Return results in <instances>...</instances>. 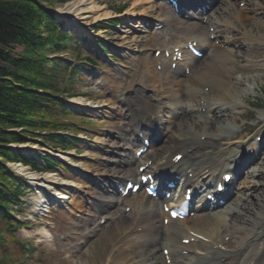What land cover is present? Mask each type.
<instances>
[{
	"label": "bare ground",
	"instance_id": "obj_1",
	"mask_svg": "<svg viewBox=\"0 0 264 264\" xmlns=\"http://www.w3.org/2000/svg\"><path fill=\"white\" fill-rule=\"evenodd\" d=\"M239 2L245 3L243 9L235 8L232 4H228L227 6H223L217 10H214L206 19L207 22L212 24V27H219L218 29H220V32L218 35L221 39H219L218 42L221 43L223 40H232L236 37H233L231 34L234 33V35H236L240 33L239 35L243 36V42L241 45L251 46L254 43L264 45V34L258 31V27L262 26L264 28V22L262 21L264 19V8L254 0H241ZM150 9V7L147 8V13ZM218 11L219 13L225 15L223 19L217 16ZM253 13L260 14L261 20L254 19L252 17ZM163 21H165V19L157 22L156 24H160ZM166 21H168V19H166ZM179 30L181 31L183 29ZM255 30L256 33H253ZM205 31V27H199V32L202 34L203 39H201L198 35L193 37L188 32L178 34L184 37L182 38L183 40L189 39L195 40L196 42L199 41L202 43V45L205 43L209 44L211 51L207 58V64L202 69H199L200 66L197 65L196 60H194L190 64L186 65L191 69V72L187 76H181L179 70L171 72V78L165 84V92L159 93V109H157L156 105L153 104L154 101L152 99L154 96L152 95L147 97L140 95L137 98H133L132 96V99H125V102H127L132 107L138 108L139 106L145 105L148 108V112H153L158 116L156 121V129L158 136L162 135L163 139L160 144H155V155L157 156V159L154 160V166H156V164L157 167L165 166L168 163L167 160L170 159V157L176 151L187 149L189 146H197L196 150L194 151L195 155H200L199 157H201L203 160H192L193 155H191L188 157L187 163L191 164L194 162L195 164L193 165L195 166L210 164L209 166L211 168L209 172L214 171L212 166L216 165L217 162H225L227 156L229 158L236 157V155L240 157L242 156L241 153L236 151V154L227 152L226 154H220L216 158L212 156L205 158V154L208 152L207 149H211L209 144H212L210 143L212 140L209 141L208 138L212 137L220 140L221 137H228L229 134L234 132L232 129L234 127L231 128L229 126V122H233L232 124L235 123L232 120L231 113L232 111L240 108L242 104L241 101L244 99V94L253 90L258 82V79L257 77L248 78L247 76L244 77L242 74L240 75L238 71L241 66L238 64V61H240L238 57H242L241 52L235 53L238 56L237 59H235L230 50L228 53L224 50L218 51V49L213 44L205 41L207 39L206 33H204ZM177 44L178 41L175 39L174 45H172V47H176ZM233 45H239V41H237V43L234 42ZM213 47L215 48L212 50ZM202 48L204 49L203 46ZM170 53L172 55L174 52ZM246 61L247 59L243 58V62ZM164 71H167L166 66L164 67ZM150 84L148 85L149 88H151ZM185 85H188L187 88H184ZM180 86H182V88H180ZM204 88L207 89V94L204 93ZM154 90L155 92H158L157 89ZM239 90H241V92ZM175 92L181 93L180 98L172 99ZM199 94L203 95L201 99L196 98ZM143 98L144 100L147 99L146 102L141 101ZM188 98H190L192 110L202 108L199 107L201 102L207 104L208 108H203L208 111L210 109L211 118H215V121L213 120L212 122L211 119L207 121L205 115H196L191 113V110L188 111L185 107L186 100ZM180 102H182V105H179ZM133 103L136 105H133ZM175 110L179 111V114L182 116L181 118L176 119L173 117L172 114ZM212 110L215 112H212ZM186 111L189 113L187 114ZM130 114L135 119L139 118V116H136L133 111L130 112ZM138 121L144 126L143 128H145V125L148 127L152 124L151 121H145L143 119H138ZM170 121H172L171 124L173 123L172 129L174 130L171 135L164 133L165 126L169 124ZM218 123L224 127L217 126L216 131H211L214 134L209 135L208 129ZM196 128H199L200 130H195ZM236 132H239V129H236ZM200 136L205 138V140L200 141ZM116 137L120 140H126L125 135L120 133L117 134ZM112 148L114 149H111V151L119 156V159L115 160L113 163L115 164L116 168L121 170L118 172L115 169L111 168L109 170L108 168L107 171L104 170L103 175L107 176V179L110 181L112 176H119V180H121L123 177H125V174L126 177L131 178L133 176V169L131 174H128L126 171H130L134 163L130 158L127 159L120 156L118 151L121 148L119 146L114 145ZM10 165L25 177L33 179L36 176L32 172H26L25 168L22 167L21 164ZM169 169L172 170L173 168L170 167ZM122 171L125 174H122ZM192 171L194 174H198L200 172V175L202 176L203 170L200 171L199 168H194ZM262 175L263 171L259 167H253L250 173H247L245 178L255 179L260 178ZM50 176L52 175L49 173L44 174V178L41 180L42 183L36 185L38 190L35 191L37 194L35 195L33 202L38 213L43 211L39 209L43 204L55 203L57 206L58 203L62 205L67 203L65 200H69V196L67 197L65 193L56 192V186L58 187L60 185H67L68 187H75L77 189L84 188L68 181H63L60 183L53 182L54 180L49 178ZM244 183H246L243 187L245 193L240 196H235V199L231 203H226L225 206L220 209L222 213L211 214L210 216L214 215V221L208 222V226L204 223V226H207L206 228H195L197 227L195 221L200 219L199 217L202 216L197 217L194 215L192 218L193 220L190 219L188 222H186L187 229L192 231L197 236H203L208 240V243H204L199 240L197 242L194 241L192 244L186 247L179 245L178 242L180 239L189 238V236L186 235L187 233L185 234L180 226L175 225V227H164L161 224V210L159 211L154 207L153 209L149 208L147 206L146 200L145 203L139 207V210H137L135 213L133 212V219L122 221L117 220L111 223L113 225L114 231L121 232L126 227V224H123L124 221H127L128 226L126 230L120 233L123 234L122 236L114 238L113 241H111V249L100 254L99 264H166L164 263L163 257L160 255L158 248H161V250L166 249L168 251V264H264V243H257L256 239H258L259 235L255 233V231H260V228L262 230V226H260L259 229L257 227L259 224L258 221L260 220L259 216L260 214L264 213V203L260 202L261 196L257 198L253 196V198L256 199V205L253 204L255 205L254 207L247 208L249 205H247L246 202L248 201V197H250V192H254L256 189H258L259 183L254 181L247 182L246 180ZM194 185L196 184L194 183ZM87 194L88 191L84 190V192L78 196V200H83V202L88 200L89 202V199L92 195L89 193V197H87ZM102 202V204L97 206L100 213L104 214L106 208L111 206L112 199L110 197H105V201ZM75 203L76 204H73L75 207L74 213H82V210L80 209L81 203ZM86 204L88 205V203H85V205ZM225 213L228 216H226ZM226 218H228V221ZM237 220L238 222H236ZM249 223H253L254 229L246 236V238L238 237V233L241 232L238 229L240 228L245 230V227L249 226ZM87 228L88 225L82 226L83 231L87 230ZM96 230L98 229H95V231ZM95 231H92L91 233L95 234ZM29 233H33L34 236L42 242H50V235L44 228L38 230V232L34 233L29 231L28 234ZM81 235L82 233L80 234V232L75 233L73 238H78ZM227 236H229V241L231 239L235 241V246L232 247L234 250L228 248L226 251H221L220 249L219 251L212 252L211 246L213 245L219 244L224 247L226 244L224 239L227 238ZM105 240L106 236L104 233H102L91 243L87 249V252L89 250H95L96 245L100 242H104ZM236 240H239V242ZM135 244H143L145 246V248L142 249V254H140V251L137 249ZM253 244L257 245L255 249ZM129 251L133 255L130 260H127L125 256L123 257L122 261L115 260L117 257L114 258V256L122 252ZM84 255H86V253ZM92 259L93 262L96 263L95 257ZM87 261L89 262V260Z\"/></svg>",
	"mask_w": 264,
	"mask_h": 264
},
{
	"label": "rangeland",
	"instance_id": "obj_2",
	"mask_svg": "<svg viewBox=\"0 0 264 264\" xmlns=\"http://www.w3.org/2000/svg\"><path fill=\"white\" fill-rule=\"evenodd\" d=\"M39 1L44 7L50 8L63 29L75 36V41H77L79 46L83 48V52L79 55V59H84V57L88 56L95 59L97 63H104L106 65V73L100 70L93 71V69H91V72L86 73L85 76H80V74L73 76V82L66 80L68 74H64L65 77H62L61 80L60 89L63 86V88L68 91V95H75V97L67 98V101H69L67 106L73 107L74 109H72L79 114L85 113V116L90 120L86 127L93 128V130L90 129L87 131V134L81 133L76 136L77 138H81V140L77 141V146L79 150H81L79 151L81 154H76L78 152L69 150L59 156V153L52 152L43 148L39 144L32 143L31 141H27L24 144V147H19L23 149H17L14 151L19 153V155L26 160H37L38 155L47 154L50 155V157L59 156L58 158H68V163H73V160H75L76 162L74 163H77V165L82 167V174L87 178L107 169V166L99 164H101V158L110 159V157L104 156L105 154L99 150L98 145L100 144L96 141L106 143L107 145L112 143L113 132L120 128V124H116L115 121L111 120V108L118 107V103H120L119 99H122L128 94V91L126 90H128L127 86H130V82L124 84V79L126 77L124 73H126V71L120 66L122 65L121 62L115 61L110 63L107 59L113 54L126 57L127 52L136 51L138 54L142 55L139 64L141 68H144L142 70L144 71L150 66V73L154 75L152 67L155 68V65L149 61L147 57V49L164 47L166 46V43L161 32L148 33L143 29V18L154 20L156 16L160 17V15H162L160 18H164L168 12L165 9H162L163 6L158 0ZM238 1L240 0H232L231 3L234 2V5L237 6ZM256 1L264 8V1ZM121 7H123L124 10H122L120 14H116L115 11ZM149 7L153 10L150 9L147 14L146 10ZM240 8H242V6ZM188 23L190 24V22ZM182 26H185L183 28L184 32L192 31V26L182 24L176 25L178 29ZM259 31L264 34L263 27L259 28ZM145 41L149 44H145ZM99 43L108 49L109 54L103 55V53L98 50L95 45ZM257 45L258 44L255 46ZM257 47L260 48H254L248 52L250 55L247 59L256 60L257 57H259L257 59L258 61L264 59V45ZM14 49L15 51H21L20 47ZM68 51L69 53L57 56L58 58L55 59V64L58 66H63V64L77 66L75 63L77 56L75 57V60L70 56L74 55L75 49L71 48V50ZM70 52L73 54H70ZM45 55L47 56V54ZM131 55L134 56L135 54ZM55 56L56 55L51 56L50 54L48 57L54 58ZM206 61L205 59L203 60L201 67H203ZM107 65L111 68L109 76L112 75L117 79V82L112 86L107 82V80H109L106 76L109 72ZM117 75H120V78H118ZM137 75L140 76L142 74ZM253 75H256V73ZM146 77L149 78L147 73ZM136 85L140 86L139 81ZM126 87L127 89H125ZM157 89L162 88L157 86ZM82 95H85V97ZM246 103L248 106L257 105V107L264 104V77L257 83L254 93L246 97ZM88 107H90V110H85ZM262 110H264V106ZM119 111L122 112L121 104H119ZM247 111L248 108L243 105L241 108L233 112L232 118H236L237 129L243 125L255 123L256 118L252 116H250L252 119L250 123H246V121L240 119L239 114L247 113ZM237 118L239 119L238 122ZM68 121L78 122V119L69 118ZM84 134L87 136L85 137ZM113 142L116 143L117 141L114 140ZM106 162L111 163L109 160H106ZM106 162L102 161V164L107 165ZM11 164L15 165L14 162H11ZM112 166L113 165H108V168H111ZM10 167L14 173L21 174L16 169L12 168V166ZM24 168L26 172L33 171L30 167ZM34 174L37 179L33 178L34 180L28 179L29 181H27V185L30 187V192L25 194L22 213L14 216L16 221H22L23 226H26L27 229H20V226L17 228H11V226H8L5 222L0 221V264H99L100 254L107 252L110 249L109 241L114 239L120 231H114L113 225L109 226V224H106L104 226L105 229L102 232L99 231L101 234L104 233L106 240L98 243L95 250H89L87 252V249L92 242V240H85V234L87 232L83 234L81 238H73L75 233L81 231V228L76 227L80 225L81 222L77 223V219H75V216H78V214L74 213L75 211L72 208V203L69 205L63 204L62 207L50 208L44 213H38L36 209L34 210L31 203L36 195L34 192L38 189L36 185L42 183L41 180H43L44 174L47 173L44 171H36ZM51 175L52 176L49 178L54 180L53 182L60 183V179H57L54 174ZM259 182L261 185L258 187V191L255 194H261L263 197L262 199L264 200V178L259 179ZM85 183L87 184V188L83 189V191H95V188L92 189L91 186H88L92 184L88 182ZM63 188L66 189L65 192H70L67 187L56 186V189L64 192ZM0 192L2 194V191ZM76 197L77 196L73 197L72 202L77 201ZM249 201L251 203L255 202V200L252 201L251 198ZM34 213H37V216ZM83 213L89 216L92 215L90 208L86 209ZM69 216L71 220L69 219ZM79 217L84 220L90 219L88 216L86 217L84 215H80ZM83 222L86 223L85 221ZM125 223L126 221L123 222V224ZM201 226H203V224ZM43 227L46 228L50 234V242H42L38 240L33 233L28 234L29 231L34 233L38 232V230ZM25 244L31 245V256L25 254L26 249L23 248V246L26 247ZM140 252H143V250ZM85 253L86 255H84ZM93 257H95L96 263L93 262ZM131 257L132 255L129 254V256L125 258L130 260ZM122 259L123 257H120L116 260L122 261ZM87 260H89V262Z\"/></svg>",
	"mask_w": 264,
	"mask_h": 264
},
{
	"label": "trees",
	"instance_id": "obj_3",
	"mask_svg": "<svg viewBox=\"0 0 264 264\" xmlns=\"http://www.w3.org/2000/svg\"><path fill=\"white\" fill-rule=\"evenodd\" d=\"M38 1L0 0V221L7 224L13 223L9 214L19 205L24 185L3 163L19 162L38 172L49 169L36 160L24 159L8 145L45 132L41 137L44 144L64 146L57 132L61 126L68 131L65 123L57 121L67 118L68 112L56 96L68 94L60 89L61 80L73 70L66 64L58 66L45 54L69 53L75 41ZM16 47L21 51H15Z\"/></svg>",
	"mask_w": 264,
	"mask_h": 264
},
{
	"label": "snow or ice",
	"instance_id": "obj_4",
	"mask_svg": "<svg viewBox=\"0 0 264 264\" xmlns=\"http://www.w3.org/2000/svg\"><path fill=\"white\" fill-rule=\"evenodd\" d=\"M227 178V177H226Z\"/></svg>",
	"mask_w": 264,
	"mask_h": 264
}]
</instances>
